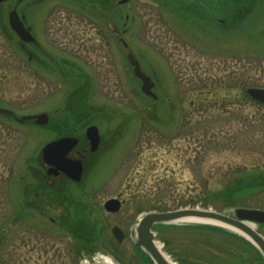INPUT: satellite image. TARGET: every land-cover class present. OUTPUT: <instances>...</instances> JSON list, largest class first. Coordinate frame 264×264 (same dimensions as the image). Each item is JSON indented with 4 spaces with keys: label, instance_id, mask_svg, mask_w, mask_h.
<instances>
[{
    "label": "rangeland",
    "instance_id": "rangeland-1",
    "mask_svg": "<svg viewBox=\"0 0 264 264\" xmlns=\"http://www.w3.org/2000/svg\"><path fill=\"white\" fill-rule=\"evenodd\" d=\"M34 1L18 5L25 22L37 23L47 39L68 44L58 48L79 61L92 81L75 85L72 93L67 85L33 88L31 67L13 52L19 46L8 14L17 0H4L0 103L21 114H50V127L67 118L83 131L98 125L104 141L89 158L80 184L52 179L61 189L53 191L41 181L46 175L41 150L56 134L48 126L13 124L0 116L5 156L19 157L12 167L6 159L1 168L0 214L5 218L12 216L10 199L23 203L26 163L32 159V229L21 217L15 222L8 244L13 253L3 264H146L130 234L147 213L264 209V189L232 194L244 179L264 180V104L247 94L249 88H264V0H131L121 7L113 0L110 7L83 12L65 0H39L44 3L35 19ZM113 17L127 49L119 37L113 41V28L104 21ZM128 53L156 82L158 100L145 96L128 72ZM19 175L25 178L21 188ZM111 198L124 201L117 213L104 209ZM35 204L45 206L46 214L35 212ZM114 226L127 235L120 245ZM255 227L264 236V228ZM198 233L202 244L185 230L164 235L172 239L167 249L158 232L157 242L173 264H182L185 253L192 263L201 258L205 264H229L230 258L231 264H260L248 259L251 250L241 240L209 230ZM86 236L94 243H81Z\"/></svg>",
    "mask_w": 264,
    "mask_h": 264
},
{
    "label": "flooded vegetation",
    "instance_id": "flooded-vegetation-1",
    "mask_svg": "<svg viewBox=\"0 0 264 264\" xmlns=\"http://www.w3.org/2000/svg\"><path fill=\"white\" fill-rule=\"evenodd\" d=\"M65 1H67L69 5L76 6L77 9L80 8L78 10H80L81 12H83L86 7L92 9L101 8V7L107 8L113 4V0H65ZM43 3L44 2L39 0L32 2V17H34V19L37 18V12L39 8H41L40 5ZM16 5L17 4H15L12 9H14ZM17 10L25 22L26 15L24 10L18 8V5H17ZM40 15L41 13H39L38 17L41 20ZM104 21L107 24V26L113 28V33H112L113 41L115 43H118L117 37L122 36L123 33L121 32L120 28L117 26L116 18L115 17L110 19L108 18V19H104ZM27 25L28 24L26 23V26ZM27 27L31 28L29 25ZM31 32L36 39V42H33L31 44L22 42L19 39V37L15 33H13V36L17 41L16 44L19 46V48L14 49L13 52L16 54V57H18L20 60L21 57L24 60L26 59L25 60L26 64L29 67H31L33 88H36L37 85L40 83H45L48 86H55V87H62V85H67V87L70 88L69 89L70 92L72 93V88L75 85L80 87V85H85L86 81L88 82V84L89 83L91 84L92 81L91 77L85 73V70L83 69V66H81L80 62L77 60L69 59L67 56H65L66 52L58 48L59 46L62 47L63 45L66 46L68 44L57 43L56 40L58 39L54 37L52 38V36H50L49 39H47V36L44 35L42 31H40L38 24L35 23L34 21H32ZM119 39L123 44V47L127 49L128 44L126 43V41L122 37H119ZM61 40L63 41V38H61ZM129 64H130V68L128 72H130L131 75H134V67L131 65V63ZM143 71L145 72V69H143ZM145 73L151 77L149 73L147 72ZM136 79L141 83V81L138 78ZM3 84H4L3 78L0 77V85L3 86ZM69 95L68 98H70ZM0 108L8 109L14 112L12 115L0 113V116L9 119V121H11L13 124H21V125H26V124L32 125V123L35 124L34 121L26 119L28 116H31L32 114H21V112H18L14 108L3 106L1 103H0ZM73 114L76 116V119H78L77 118L78 114H80L84 118V115L81 113H73ZM24 117L25 119L24 121H22V118ZM51 120H52V116H50V121L46 126L51 124ZM48 130L56 134L54 140L66 136L76 137L79 139L78 145L71 151L69 157L72 159L82 160L85 167V171L87 170L89 164L88 162L89 158L91 156H95L100 152L104 141L101 129L99 128L101 142L98 150L92 152L90 141L88 140L86 135L87 128L85 131H83L84 129L83 130L79 129L78 124L76 122L75 124H71L70 119L68 118L66 121L64 120L61 124L57 123V125L54 127L48 126ZM5 152H6L5 147L0 145V177H1V168L2 169L4 168V162L6 159L11 163V167L16 163V160H19V157L16 156L12 157L8 155L6 157ZM26 164L29 167V172H28L29 183H28V188L23 189V191H25L23 197L24 198L23 203L22 204L19 203V199L16 201L17 203L13 199H10L11 203L13 204L12 216L9 215L8 218H5L3 213L0 214V264L8 262L10 256L13 253L11 248H8V244H10L14 239V231H15V227L17 226L15 222L19 223L20 221H22L20 220L21 217L23 221L27 220L29 222L30 227L32 229V159H30ZM41 165L46 174L44 178L42 177L41 181H43L46 184V186L50 188V190L53 191L57 190L60 192L61 189L58 190L55 183L51 182V180L55 179L57 181L59 180L62 181L65 179L69 180V178L63 174H59L58 176H54V175L49 176L47 174L49 167L43 162L42 158H41ZM3 174L4 172H2V176L4 177ZM23 179L25 180L23 176L21 175L18 176V182L20 188L25 185V183L24 185H22ZM1 192H0V196H3L4 194H1ZM59 192H56L57 196H63V194ZM20 207L22 208L20 209ZM42 208H45V206L36 205L33 207V210L35 212L39 210L41 214H46V210ZM53 222L56 221L53 220ZM14 248L15 246L12 249ZM31 255H32V250H31Z\"/></svg>",
    "mask_w": 264,
    "mask_h": 264
},
{
    "label": "water",
    "instance_id": "water-1",
    "mask_svg": "<svg viewBox=\"0 0 264 264\" xmlns=\"http://www.w3.org/2000/svg\"><path fill=\"white\" fill-rule=\"evenodd\" d=\"M4 1V0H0ZM23 0H17V4ZM130 0H120L118 6ZM8 22L12 31L22 42L31 44L36 42L32 35L31 28L26 26L24 19L17 10V5L9 12ZM128 60L134 67L135 75L142 81V91L144 94L158 99L154 92L156 83L142 70L140 62L134 54H128ZM247 94L255 101L264 104V88H249ZM0 113L12 115L14 112L0 108ZM25 117L22 118L24 121ZM26 119L34 121L36 125L45 126L49 123L50 117L47 113L28 116ZM86 135L91 144V151L98 150L101 137L97 126L88 127ZM79 139L76 137H62L47 143L41 151L43 162L49 167V176L63 174L76 183H80L84 175V164L82 160L69 157L71 151L78 145ZM122 202L119 198H111L104 203V208L108 213H117L121 210ZM200 223L222 227L226 230L239 234L251 242L262 254L264 258V236L255 227L257 224H264V210L255 208H235L230 213H219L212 210L202 209H180L167 212H150L144 215L131 231V236L136 245L141 247L154 264H171L164 253L155 243L154 227L159 224H181ZM114 238L122 243L125 233L119 226L112 228ZM106 264V263H93Z\"/></svg>",
    "mask_w": 264,
    "mask_h": 264
},
{
    "label": "trees",
    "instance_id": "trees-1",
    "mask_svg": "<svg viewBox=\"0 0 264 264\" xmlns=\"http://www.w3.org/2000/svg\"><path fill=\"white\" fill-rule=\"evenodd\" d=\"M248 98H250L248 96ZM79 112V111H78ZM77 117L79 118V120L81 121L83 119V116H81L80 114L77 115ZM237 189L232 193L235 197L238 194H244L245 192L248 191H259L261 189H264V180L260 181V182H249V181H242L237 187ZM240 198V197H239ZM260 228H264V224H259ZM156 232H158L160 238L165 240V246L166 249L170 247V243L172 245V239L171 238H166L164 235L168 232H176L179 230H185V231H189L192 232V234H194V242L200 243L202 244L205 240L203 238H200V236L198 235V232H202L204 230H209V231H213V232H220L226 235H229L235 239L241 240L242 242H244L246 245H248V247L251 250L252 253V257H249L248 259L250 261L253 262H260V264H264V258L263 256L260 254V252L257 250V248L255 246H253L249 241H247L246 239H244L243 237L229 231L226 230L222 227H218V226H214V225H209V224H200V223H195V224H185V225H169V224H159L155 227ZM82 238H80L81 240ZM84 241L85 245H89L91 243H94L93 241H95V239L92 237L89 238V236L84 237V240H81V243ZM116 249V248H115ZM183 258L181 260H179L180 262H182V264H205L204 260L201 258H197V260H194V263H192L193 261H191L189 254L185 253L184 256H182ZM244 260L245 257H244ZM233 260H230L229 258V264L233 263Z\"/></svg>",
    "mask_w": 264,
    "mask_h": 264
},
{
    "label": "bare ground",
    "instance_id": "bare-ground-1",
    "mask_svg": "<svg viewBox=\"0 0 264 264\" xmlns=\"http://www.w3.org/2000/svg\"><path fill=\"white\" fill-rule=\"evenodd\" d=\"M109 264L111 263V262H108Z\"/></svg>",
    "mask_w": 264,
    "mask_h": 264
}]
</instances>
